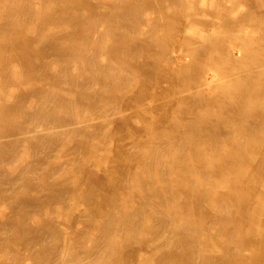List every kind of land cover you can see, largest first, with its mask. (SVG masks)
Masks as SVG:
<instances>
[{"label": "bare ground", "instance_id": "6f19581e", "mask_svg": "<svg viewBox=\"0 0 264 264\" xmlns=\"http://www.w3.org/2000/svg\"><path fill=\"white\" fill-rule=\"evenodd\" d=\"M0 264H264V0H0Z\"/></svg>", "mask_w": 264, "mask_h": 264}]
</instances>
